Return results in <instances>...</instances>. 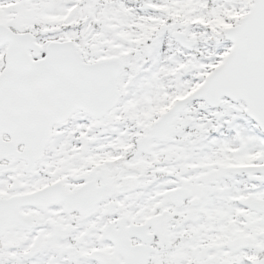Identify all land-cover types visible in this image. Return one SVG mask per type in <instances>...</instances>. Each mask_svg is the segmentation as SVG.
<instances>
[{
    "label": "snow or ice",
    "instance_id": "snow-or-ice-1",
    "mask_svg": "<svg viewBox=\"0 0 264 264\" xmlns=\"http://www.w3.org/2000/svg\"><path fill=\"white\" fill-rule=\"evenodd\" d=\"M0 264H264V0H0Z\"/></svg>",
    "mask_w": 264,
    "mask_h": 264
}]
</instances>
